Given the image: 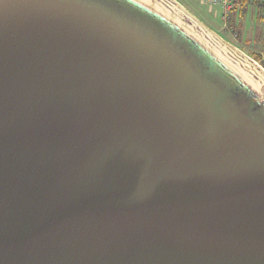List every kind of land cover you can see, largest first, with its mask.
Masks as SVG:
<instances>
[{"label":"water","instance_id":"1","mask_svg":"<svg viewBox=\"0 0 264 264\" xmlns=\"http://www.w3.org/2000/svg\"><path fill=\"white\" fill-rule=\"evenodd\" d=\"M0 264H264V69L176 0H0Z\"/></svg>","mask_w":264,"mask_h":264},{"label":"rangeland","instance_id":"2","mask_svg":"<svg viewBox=\"0 0 264 264\" xmlns=\"http://www.w3.org/2000/svg\"><path fill=\"white\" fill-rule=\"evenodd\" d=\"M204 25L217 33L224 41L243 52L248 57L251 53L262 51L264 40V11L255 5H245L241 12L233 11L228 17L229 30L223 26L222 10L213 8L210 13L207 6L199 4V0H176ZM208 11V12H207ZM240 26V31L238 30ZM234 33V34H233Z\"/></svg>","mask_w":264,"mask_h":264},{"label":"trees","instance_id":"3","mask_svg":"<svg viewBox=\"0 0 264 264\" xmlns=\"http://www.w3.org/2000/svg\"><path fill=\"white\" fill-rule=\"evenodd\" d=\"M248 4L255 5L256 7H259L264 11V0H235L234 11L241 12L242 8ZM227 23L228 25L230 24V26H232L231 22L227 21ZM237 28L240 31V26H238ZM250 56L264 69V40L262 45V51H259L257 53H251Z\"/></svg>","mask_w":264,"mask_h":264},{"label":"built area","instance_id":"4","mask_svg":"<svg viewBox=\"0 0 264 264\" xmlns=\"http://www.w3.org/2000/svg\"><path fill=\"white\" fill-rule=\"evenodd\" d=\"M200 2L207 6L211 11L213 8H219L222 10V19L226 22L228 15L234 11L235 0H200ZM234 34V33H233Z\"/></svg>","mask_w":264,"mask_h":264},{"label":"crops","instance_id":"5","mask_svg":"<svg viewBox=\"0 0 264 264\" xmlns=\"http://www.w3.org/2000/svg\"><path fill=\"white\" fill-rule=\"evenodd\" d=\"M184 1H185V3H190V0H184ZM199 4H200V5H203V4L200 2V0H199ZM203 6H204V5H203ZM207 10L209 11V12L207 11L208 13L211 12L209 9H207ZM223 22H224V20H223ZM223 26H224V27L226 26V29H228V30H229V28H230L227 22H224V23H223Z\"/></svg>","mask_w":264,"mask_h":264}]
</instances>
